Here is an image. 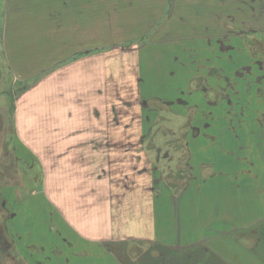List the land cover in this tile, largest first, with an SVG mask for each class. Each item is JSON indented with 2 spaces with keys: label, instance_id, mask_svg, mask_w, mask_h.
Here are the masks:
<instances>
[{
  "label": "crops",
  "instance_id": "obj_1",
  "mask_svg": "<svg viewBox=\"0 0 264 264\" xmlns=\"http://www.w3.org/2000/svg\"><path fill=\"white\" fill-rule=\"evenodd\" d=\"M92 1L97 0H53V5L42 9L41 14L42 17L54 16L55 7L59 11H68L67 4L70 10L77 12L75 17L90 16L93 15L90 11ZM133 1L137 3L139 0L108 2L110 4L106 12L109 16L108 21L122 9L133 8ZM188 1L192 2L190 6L195 8L179 5L178 0L155 2L158 4H154L153 10L156 11V15H153L151 27L148 31L138 30L142 32L140 36L142 38H146L151 32L153 36L143 47L136 46V54L130 52L133 53L134 61H137L140 76L125 75L127 74L125 70L130 66L129 54L125 52L114 54L113 49L99 54L87 50L78 60L62 67L60 52L53 55L52 48L49 50L47 39L43 37L45 32L48 38L52 28L46 25L44 30L43 23L37 20L35 25L31 17L23 21L20 30L33 27L38 33L42 31L41 39L35 40L40 42L41 57L32 58L36 68H39L40 64L42 66L39 72L36 68L30 69V76L14 74V88L18 87L17 84L25 85L24 82L27 80L34 81L27 89L14 92V97L10 95L9 89V95L15 100L14 109L13 106L10 108L11 97L6 100L4 96V103H0V129L5 122L10 121V126L12 125L15 132L14 137L2 138L0 141V165L9 176L8 182L15 177L17 181L14 187L20 184L21 188L18 190L22 194L27 193L29 188L26 179L31 182L33 177L40 178V192L44 197L42 208L46 209L44 216L54 225L62 241L76 244V240H80L86 245L92 242H105L120 247L119 244L123 243L125 248L130 242L140 245L165 244L170 252H182L185 248H191L190 252H194L195 248L210 249L209 247L213 245L210 243L211 240L216 239L220 242L240 232L239 230H254L259 223L261 224V220H264V213L261 218L256 216L254 169L258 163L259 153L264 168L262 122L240 120L239 126H234V121L215 119L212 122L205 120L201 126L198 123L202 121L192 120L191 125H194L191 126L184 145L189 153V165L192 167L194 163L200 167L198 175L191 180L195 186L187 184L181 190H177L163 184L160 158L162 149L153 148L152 141L155 140L156 145L161 144L160 138H154L153 133L154 129H159L161 110L149 103H157L158 98L173 95L171 91L178 89V82L172 84L171 79L177 80L181 77V80L185 81L180 89H185V100L188 101L186 108L195 109L197 114L206 111L219 114L220 102L206 106L199 104L198 98L201 97L203 100L205 95L202 91L201 95L197 92L196 98L189 90L190 85L203 79L201 81L208 84L211 80L217 90L224 86L225 76L215 74L224 72L225 49L235 54L236 65L247 63L237 46L229 44L227 48L225 46V33H232L222 25L229 11L225 13L226 10L222 8L226 0H211L212 5L217 2L218 8L215 10L222 15L216 17L217 26L200 30L211 33V36H207V46L190 43V48L193 46L197 49L196 55H192L197 57L195 62L189 57L181 58L172 53V46L167 45L172 42L162 41V35L173 31V24L179 20L178 18L189 14L196 23L198 18L204 15L200 11L210 10L204 9L206 7L201 0ZM237 2L238 4L240 2L241 7L238 6L235 12L231 11L233 14L231 17L247 14L253 18L257 14L264 16V7L257 8L258 0ZM188 9H196L198 12L194 13L191 10V13H187ZM93 22L94 20L89 17L83 23L76 22V29L73 32L77 30L81 36L94 34L90 27V23ZM152 26H158L157 30L150 31ZM118 27L120 26H116L115 29ZM219 27L223 32L222 36L218 35ZM7 42L11 43L5 38V43ZM62 44L64 45L55 46H59L61 50H65L66 47L70 50L72 46L65 41ZM83 46L87 47L86 41ZM148 46L162 49L168 47L169 51L163 55L165 63L171 66L172 63L179 62L180 71H171L170 77L165 78L167 88L162 89L157 79L155 82H149L141 75V55ZM200 46L201 50L198 49ZM187 51L190 49L185 48L184 52ZM193 64L194 74H191L193 67L190 69L189 67ZM246 71L250 69L246 68ZM41 73L42 76H39ZM18 80L22 81L17 82ZM260 80H264V76H249L244 82L243 86L253 87L252 90L248 89L251 103L247 112H257L255 109H258L260 113L262 111L264 113V100L260 99L261 104L258 105L251 99L255 96L253 92L257 90H260L258 95L264 97L263 88L256 87L262 84ZM1 83L2 80L0 85ZM166 89L170 94H166ZM128 96H135L136 101L131 100V104L128 100L121 103ZM138 106L140 108L138 114L134 110L136 111L134 116V111H131L133 116L130 119L129 110ZM232 106L234 111L239 108L237 105ZM204 107L207 109L204 110ZM189 109L185 113H190ZM223 109L222 106V111ZM6 111L9 113L7 116ZM150 114L153 115L152 119ZM199 117L201 118V115ZM225 123L231 127L230 130H235L231 132L228 130L233 141L229 142L223 137ZM9 144H14L13 148L10 152L5 148L4 152L2 145ZM227 161L233 162L234 165L236 161L239 163L238 166L244 165L249 168H232L228 166ZM196 169L195 167L192 171L195 172ZM10 185L7 186L11 187ZM15 188L8 191L15 193L18 187ZM20 202L27 203L25 197ZM223 204L231 206L233 214L220 216L218 212ZM23 228L25 231L26 223ZM65 233L71 237H67ZM204 252L208 256L209 252L205 250ZM249 255L251 256V250ZM183 256L193 258L190 254ZM261 256L254 254L253 258L259 264H264Z\"/></svg>",
  "mask_w": 264,
  "mask_h": 264
},
{
  "label": "rangeland",
  "instance_id": "obj_2",
  "mask_svg": "<svg viewBox=\"0 0 264 264\" xmlns=\"http://www.w3.org/2000/svg\"><path fill=\"white\" fill-rule=\"evenodd\" d=\"M52 1L53 0H0L1 104L4 103L5 97L6 100L11 96L14 97V92L17 93L22 89H27L28 85L34 82L27 80L24 82L25 85L21 86L17 84L18 87H13L14 74L30 76L31 73L29 70L36 68V64L32 62V58L34 56L41 57L42 53L40 42H35L37 38L39 40L41 39L40 35L42 31L38 33V30H34L33 27L27 30H20L23 21L28 17H31L30 19L34 24L37 20L39 23L42 22L44 30L46 25L52 28L50 32L49 30L46 31L50 33L49 37L47 38L45 36V32H43V37L47 39L49 50L52 48L53 55L60 52V56H62L60 57L62 59L60 66H67V64L71 62H75L83 56L87 50L99 54L113 49L114 54H120L121 52L129 54L128 59L130 66L125 70L127 73L125 75L140 76V71L137 70V61H134V58H132L133 53L130 52H135L136 54V46L143 47L144 44L151 39L150 37L153 36V32H151L149 36L142 38L140 37L142 32L139 31H148L149 27H151L150 23L153 19V15H156V11L153 10L154 4H158L159 0H139L137 3L133 1V8L131 7L126 10L122 9L119 14L112 16L113 18L111 21H108L107 17L109 16L106 12L110 5L108 2L114 0L92 1L90 11L93 15L90 16L75 17L77 12L70 10L69 6L66 4L68 11H59L57 7H55L54 12L56 13L54 16L42 17V9L49 8L53 5ZM118 1L121 2L124 0ZM245 1L250 2L251 0ZM263 1L264 0H258L257 8L259 6L264 7V4H262ZM201 2H203V5L206 7L204 9L210 10L200 11L204 15L198 18V22L194 23L195 19L192 20L188 14L178 18L179 20L173 24L172 32L162 35V41L172 42L167 44L172 46V53L174 52L181 58L184 56L189 57L193 62L197 60V57H192V55H196L197 49L193 46L190 48V43L205 44L207 46V36H211V33L208 34V32L200 30H207L209 27L217 26L218 22L216 21V17L218 16L219 18L220 15H222L215 10V8H218L216 1L214 5H212L211 0H201ZM233 2L226 0L225 6L222 7L226 10L225 13L229 10L222 25L226 30L232 32L225 33V46L226 48L229 45L237 46L243 53V57L247 63L236 65L237 58L235 54H231L225 49L224 72H221L222 76H225L224 86H221V88L217 90L215 88L216 86L211 83V80H209V84H205V82L201 81L203 79H200L202 87L199 86L198 80L193 82L189 87L190 92L194 93L196 98L198 95H201V88L204 89V95H207V98H205L206 100H202L201 97L198 98V103L204 104V106H206L207 103H215L218 98L221 106V113L217 114L216 112L206 111L197 114L195 109H191L190 107V113H185L189 108H184L177 104L180 103L179 101H186V96L180 94L182 92L180 88H182V84L185 83V81L181 80V77L179 79L177 78V80L171 79L172 84L175 83V81L176 83L178 82V89L171 91L174 96L171 99H175V104L172 105V107L169 108L165 104L161 106V103L156 102L149 103L161 110L159 129L153 130L154 138L159 137L161 144L156 145L154 142L155 140L152 141L153 148L160 147V149H162L160 157L162 159L161 178L165 187H174L177 188V190H181L187 184L195 186L194 182L191 183V180L198 175L200 167L198 165L195 166L194 163H192V167L189 165V153L184 145L185 140H187L190 134V128L194 125H191L192 120H195L194 122L202 121L198 123L201 126H203L205 120H207V122H212L215 121V119L227 122L234 120V126H239L238 123L240 120L264 123L263 111L260 113V110L255 109L257 112H247V110H249L248 105L251 103L248 97L249 91L247 90H252L253 87L247 85L243 86L249 76H264V16H259V14H257L256 17L253 18L248 17L247 14L231 17L233 16L231 11L235 12V9L241 7L240 2L238 4L237 0ZM191 3L192 2L188 0H178L179 5L183 4L185 7L195 8L190 6ZM78 5L81 6L80 3ZM191 10L194 11V13L198 12L196 9H188L186 12L191 13ZM165 12H167V9H165ZM59 13L63 15L60 16L61 14ZM88 17L94 20L93 23H90L91 31H93L94 34L81 36L78 34L77 30L73 32L76 29V22L80 23L82 21L83 23ZM116 26L120 27L115 29ZM152 27L150 31L157 30L156 28H158V26ZM109 29L114 31H110ZM218 31V35L222 36L223 32L220 31V27ZM5 38L11 43H5ZM128 38L130 39L127 40ZM216 40L218 39H214V41ZM64 41L66 44L72 45L70 46V50L69 47H66L65 50H61L59 46H55H63L64 44L62 43ZM84 41H86L88 49L83 46ZM122 44L124 46H122ZM185 48L190 49V51L185 53ZM144 49L141 55V75L149 82H155L157 79L159 83H161L162 89L167 88L168 84L165 78L170 77L171 71H180L179 62H176V64L172 63L171 66L165 63L163 55L169 51L168 47L162 49L155 46H148ZM198 49L201 50V46L198 47ZM26 59L29 60L27 61ZM42 61L44 60L42 59ZM41 66L40 64L39 68H36L37 72H39ZM192 67L193 69L190 73L194 74L195 64L189 67V69ZM246 68H249L250 71L247 72ZM39 76H42V73L39 74ZM39 79L40 78H38V80ZM20 81L22 80H18L17 82ZM259 82L262 84L256 85V87L259 88L258 86H261L264 90V80H260ZM9 89H11V96L8 93ZM205 89H207V91ZM167 91L168 89H166V94H170V92ZM197 92L199 93L198 95ZM259 92L260 90L254 91L253 94L255 96L252 98L250 97L253 99L252 102L258 105L261 104L259 103V101H261L260 99L264 100V97L258 95ZM12 97L9 104L11 106L10 108L12 109L13 106L14 109L15 100ZM126 100L131 104V100L136 101V97L128 96L124 98L121 103H124ZM164 100L167 101L168 99ZM226 105L231 106L227 108ZM232 105H237L239 108L234 111ZM222 106L224 107L223 111ZM138 109H140L139 106L138 108L129 110L130 119H132L131 117L133 116L131 111L136 110L138 114ZM205 109L207 108L204 107V110ZM136 111H134V116H136ZM8 114V111H6L5 115L7 116ZM200 115L201 118L199 117ZM145 118H148V116H145ZM152 118L153 115L150 114V119ZM6 120L8 121L9 119ZM10 124V121L7 123L5 122L3 126L4 129H0V141L2 138H11L15 136V132ZM230 128L231 127H228L227 123H225L224 130H222L223 137H225V140H229V142L233 141L232 136L228 133ZM231 131L235 130H230V132ZM13 146L14 144L2 145V148H4V152L5 148L10 152ZM257 157L258 163L254 167L256 173L255 192L257 194V205L255 206L256 216L261 218L264 213V168L261 154L259 153ZM227 164L232 168H249L244 165L238 166L239 163L236 161L235 165L231 161H227ZM195 167L197 169L193 172L192 170L195 169ZM32 174L36 173L32 172ZM8 177L6 172L2 170V165H0V264H259V262L253 258L254 254L262 255L261 258L264 259V224H262L264 220H261V224L259 223L257 225L258 227L254 230H239L240 232L220 242L216 239L211 240L210 243L212 242L213 245L209 247L210 249L195 248L196 250L194 249V252H190L191 248H185L182 252H170L165 244L144 243V245H140L135 242H130L125 248L123 243L119 244L121 245L120 247L105 242H92L90 245H86L85 242L80 240H76V244L64 242L60 239L59 232L56 231L54 225L50 224L44 216V214H46V209L42 208L44 197L40 192V178L36 179L33 177L31 182L26 179L25 182L29 188L27 193L25 192L22 194V192L18 190L21 188L19 187L20 184L17 185V189L14 187L17 181L15 177L11 179L13 184L7 181V179H9ZM156 177H158V175ZM9 184H11V187L7 186ZM10 188H15L16 192H9L8 190ZM195 191L196 189L193 192ZM192 195H194V193H192ZM24 197L27 202L25 204L20 202ZM233 212L234 210L231 206H225L223 204V206H220L218 214L226 217L233 214ZM25 223L27 228L24 231L23 226ZM65 235L71 237L68 233H65ZM253 248H255V250H252ZM204 250L209 252L208 256L205 254ZM250 250L251 256L249 255ZM146 254H148V256H146ZM183 254H190L193 258H187L183 256Z\"/></svg>",
  "mask_w": 264,
  "mask_h": 264
},
{
  "label": "flooded vegetation",
  "instance_id": "obj_3",
  "mask_svg": "<svg viewBox=\"0 0 264 264\" xmlns=\"http://www.w3.org/2000/svg\"><path fill=\"white\" fill-rule=\"evenodd\" d=\"M215 75H218V76H222V73L220 72V73H217V74H215ZM205 84H206V82H205ZM199 86L200 87H202L201 86V84H200V82H199ZM199 89V88H198ZM206 91H207V89H205ZM182 92L180 93V94H182V96H184L185 95V89H183V90H181ZM184 91V92H183ZM201 91L203 92L204 91V89H202L201 88ZM248 91V90H247ZM204 93V92H203ZM172 97H174L173 95H171V96H168V97H165V98H158L157 99V103H161V106H162V104H165V105H167V107H172V105H174L175 104V99H171ZM205 98H207V95H205ZM164 99H168L167 101L166 100H164ZM183 102H181V101H179L180 103H177L178 105H181V106H183V107H185L186 108V104L188 103V101H184V100H182ZM219 102V100H218V98L216 99V102ZM207 103V104H209V105H213V104H218V103ZM227 107H228V105H226ZM231 106V105H230ZM232 121H234V120H231V121H229V122H232Z\"/></svg>",
  "mask_w": 264,
  "mask_h": 264
}]
</instances>
